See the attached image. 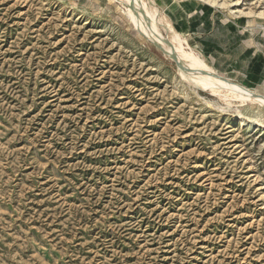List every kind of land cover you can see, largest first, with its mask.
I'll return each instance as SVG.
<instances>
[{
  "label": "rangeland",
  "instance_id": "1",
  "mask_svg": "<svg viewBox=\"0 0 264 264\" xmlns=\"http://www.w3.org/2000/svg\"><path fill=\"white\" fill-rule=\"evenodd\" d=\"M143 1L174 33L210 7ZM220 1L264 39V0ZM123 10L0 0V264H264V108L189 82Z\"/></svg>",
  "mask_w": 264,
  "mask_h": 264
},
{
  "label": "crops",
  "instance_id": "2",
  "mask_svg": "<svg viewBox=\"0 0 264 264\" xmlns=\"http://www.w3.org/2000/svg\"><path fill=\"white\" fill-rule=\"evenodd\" d=\"M172 28L199 52L190 48L193 53L221 76L230 77L224 78H236L256 87L264 83V39L259 35L254 38L239 22L210 7H201L197 12L184 13Z\"/></svg>",
  "mask_w": 264,
  "mask_h": 264
},
{
  "label": "bare ground",
  "instance_id": "3",
  "mask_svg": "<svg viewBox=\"0 0 264 264\" xmlns=\"http://www.w3.org/2000/svg\"><path fill=\"white\" fill-rule=\"evenodd\" d=\"M208 4L210 7H217L230 10L236 16L245 15L239 10H232L231 5L220 0H198ZM126 10L123 12L129 19L132 27L156 48L162 51L166 57L176 61L182 68L187 80L196 83L200 87L210 91L216 96L225 98L226 101H235L241 105L258 104L264 108V96L255 90L245 88L240 84H234L229 79H223L214 69L209 67L201 58L195 56L192 51H187L179 36L173 32L170 25L156 13L153 8L143 0H124ZM248 14V13H246ZM249 15V14H248ZM252 16V15H251ZM258 16L264 19V11ZM156 25L163 26L167 31L168 39H163L153 33Z\"/></svg>",
  "mask_w": 264,
  "mask_h": 264
}]
</instances>
